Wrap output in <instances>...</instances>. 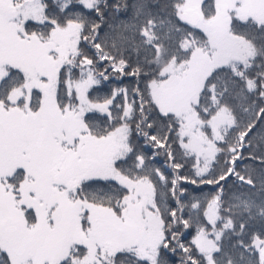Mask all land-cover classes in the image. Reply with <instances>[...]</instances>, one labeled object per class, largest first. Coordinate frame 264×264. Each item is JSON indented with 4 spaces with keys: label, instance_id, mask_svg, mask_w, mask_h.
Instances as JSON below:
<instances>
[{
    "label": "snow or ice",
    "instance_id": "6c2138e0",
    "mask_svg": "<svg viewBox=\"0 0 264 264\" xmlns=\"http://www.w3.org/2000/svg\"><path fill=\"white\" fill-rule=\"evenodd\" d=\"M254 5L0 0V264H264Z\"/></svg>",
    "mask_w": 264,
    "mask_h": 264
},
{
    "label": "rangeland",
    "instance_id": "374dc122",
    "mask_svg": "<svg viewBox=\"0 0 264 264\" xmlns=\"http://www.w3.org/2000/svg\"><path fill=\"white\" fill-rule=\"evenodd\" d=\"M224 0H221V3H223ZM253 11H255L258 15H264V8L254 5L252 8ZM193 12L196 13L195 8H193Z\"/></svg>",
    "mask_w": 264,
    "mask_h": 264
},
{
    "label": "water",
    "instance_id": "95a60500",
    "mask_svg": "<svg viewBox=\"0 0 264 264\" xmlns=\"http://www.w3.org/2000/svg\"><path fill=\"white\" fill-rule=\"evenodd\" d=\"M196 15V13H193V16H195Z\"/></svg>",
    "mask_w": 264,
    "mask_h": 264
}]
</instances>
